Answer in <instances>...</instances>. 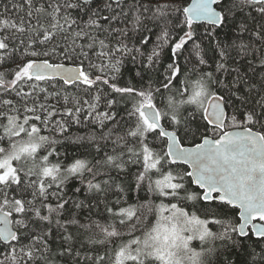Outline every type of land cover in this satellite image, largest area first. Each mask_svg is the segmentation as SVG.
I'll return each mask as SVG.
<instances>
[{
	"label": "snow or ice",
	"instance_id": "1",
	"mask_svg": "<svg viewBox=\"0 0 264 264\" xmlns=\"http://www.w3.org/2000/svg\"><path fill=\"white\" fill-rule=\"evenodd\" d=\"M12 7L22 15L0 13V264H264V72L256 80L251 64V75L227 67L233 51L258 53L264 67V0H13ZM225 29L249 39L229 43L219 38ZM137 57L141 83L120 86L125 60L135 65ZM209 60L214 71L200 67ZM232 72L228 81L216 75ZM60 81L83 95L70 96ZM84 121L100 130L88 137L96 152L110 143V153L95 164L80 157L65 164L57 146ZM111 169L147 198L129 203ZM86 174L87 190L101 196L93 206L72 201L88 207L81 223L66 207L65 185ZM186 178L202 191L189 190ZM114 187L122 195L109 201ZM186 201L194 211L181 206ZM100 204L102 219H93Z\"/></svg>",
	"mask_w": 264,
	"mask_h": 264
},
{
	"label": "trees",
	"instance_id": "2",
	"mask_svg": "<svg viewBox=\"0 0 264 264\" xmlns=\"http://www.w3.org/2000/svg\"><path fill=\"white\" fill-rule=\"evenodd\" d=\"M189 0H186V2H188ZM12 2L13 0H0V13H3L5 10H7V13L9 16H11L12 18H16L17 15H22V13L18 14L16 13V11L13 9L12 7ZM14 2H20V0H14ZM176 3H180L181 0H175ZM106 14V13H105ZM84 19H87V17H84ZM115 26H119V27H123L125 25L120 24V25H115ZM150 28H152V25L149 24L148 25ZM128 27H131V25H128ZM225 32H228L227 29H225L224 31H222L220 33V39H226L229 43H231L233 40L236 39L237 35L242 36L243 41L247 42L249 39L248 34H238V33H229L227 36H225ZM158 34V29L153 28V31L151 34H149L151 36L150 42L146 47H142V50L146 52H150L151 48L153 46V44L156 43V35ZM204 34V26H201L198 29V33H197V37L196 40L199 42L200 41V37ZM101 38H103L101 36ZM237 43H239V41H237ZM214 44V41H213ZM137 46H140L138 41H137ZM189 50L192 48V43L190 42L187 46H186ZM211 47L212 45L209 44V41L207 39H204L202 41V48L207 52L208 57H211L213 55L212 51H211ZM167 55H168V48H165L164 53L162 54V58H161V62L163 65H166L169 61L167 60ZM189 52L185 51L184 52V56H188ZM231 55L233 57H236L235 60V64H233L231 61L228 62L227 67L229 69V71H231L233 68H240L241 73L244 72H248L249 75H251V69H249L248 65L251 64L255 69H256V80H259L260 78V74L262 72H264V67H262L259 63V54H249L247 56H238L236 51H233L231 53ZM255 57V58H254ZM207 58V57H206ZM140 57H137V64H132L130 59H126L125 60V64L124 67L121 69V76L119 78V84L120 86H125V84L128 81H131L133 84L139 85L141 82L139 80L138 77H135V72L136 70L140 67L139 61H140ZM181 59V63L183 62V57L180 58ZM217 59H219V56L217 54ZM145 63H146V56L144 58ZM52 62H65V63H70L69 61H64L61 60L60 57H53L52 58ZM191 62L192 64H196L197 60L196 58L193 56L191 58ZM14 65L12 64H6L3 67L4 68H10L13 67ZM201 68H203L205 71H214L215 69V65L212 64V61L209 60V64L207 66L204 65H200ZM0 70H3V68H0ZM163 67L159 68V72L163 73ZM152 75L155 77L157 74L156 73H152ZM217 76H220L222 79L228 81V80H232L236 73L232 72L231 75H228L227 73H217ZM10 78V77H9ZM148 79V74H145V83ZM59 85L64 88L67 92V94H69L70 96H75V95H83V93H78L77 89L72 87V86H67V85H63L62 81L59 82ZM42 86H48V85H44L42 84ZM155 86H159L158 84H156ZM25 91H28L27 86L25 87ZM7 98V97H6ZM85 99H88L87 96L84 97ZM157 101L160 102V106H163V102H161V98L159 95H157ZM53 103H55V101H52ZM101 111H103V105H101L100 108ZM189 111H192V107H189L188 109ZM111 125H109L110 127ZM104 131H107V129H105ZM92 133H96L97 135H99L100 130L93 124H90L88 121H84L82 124L76 125L73 124L71 125V127L68 129V131L65 133V136L71 137V139H66L64 140L63 146H57L58 150L61 152V157L60 159L63 161V163L68 164L71 163L72 160L74 158L80 157V158H85L88 159L90 161H92L93 164H95L96 160H100L103 159L104 157V153L105 152H109L110 153V149H111V144L109 143L107 148H102V151L97 153L95 150V146H94V142L89 141L88 137L92 134ZM77 137H82L83 139L79 140L78 142H73L76 140ZM58 139H63V137H57ZM199 141V139H197L195 142ZM101 144H103V142H101ZM185 144H192L191 143V138H189V140L185 141ZM52 162L56 161L55 157H50L49 158ZM184 169L187 170L186 165L182 166ZM131 170L133 172H135L136 170V166H132ZM111 175L113 177H115L116 181L121 183V185L124 187L125 193L128 196L132 197L131 200H129V203H132L135 201V199L137 198V196L139 197L140 200H143L145 198H147L148 194L146 192H139L136 193L135 191L133 192H129L128 191V177H126L124 175V173H118L115 169H111ZM107 176H97V180H103V179H107ZM89 179H92V177L90 175H85L84 177V182L81 183L80 178L78 177H74V178H70L66 185H65V190L68 192V197H71V199L69 200V205H67L66 207L71 208V210L73 212H75L77 214V218L81 220V223H86L87 221L83 219V217L88 216L89 211H88V207L82 208V209H75L74 207H72V201L75 200L77 202L79 201H83L85 205L88 206H93L95 201L97 200V198H99L101 196L100 193H95V192H89L87 190V181ZM186 186L189 187V190H196V191H201L200 189H198L195 185L193 184H189L188 183V179L186 178L185 180ZM76 187H79L81 189L80 192L75 193L74 189ZM55 190V189H53ZM9 195H13V193L9 192ZM118 195H122L121 193H119V189H116L115 187L112 189V191L110 193L107 194L108 200L109 201H114ZM183 195V193H182ZM19 198V197H17ZM31 198V197H29ZM67 198V197H66ZM50 203H55V200L52 199L49 201ZM159 201H157L158 203ZM193 202L191 201H186L183 205L186 207V210L189 211H194L195 209L192 207ZM126 206V205H124ZM196 207H199V205H196ZM103 208L104 205L100 204L99 205V209H97L96 207H92V218L93 219H102V217L100 215H98L99 213L103 212ZM42 214H47L46 212H43ZM199 214V213H198ZM17 214H14V217ZM106 216V214H105ZM203 218V216H202ZM55 217L53 218V224H52V229L54 233L60 232L61 230L57 227V225L55 224ZM150 219H154V217H150ZM238 219V218H237ZM47 223V222H45ZM29 229L31 228H35L36 226L33 224H29ZM213 230L216 231L217 227H213ZM68 231L69 232H75V226H68ZM50 240L52 239L51 237L49 238ZM256 240L255 237H253L252 241H249V244H252L254 241ZM194 244H196V246H200V242L198 240H194L193 241ZM56 243H59V240H56ZM56 250L55 244L53 245V251ZM260 249L256 248V252L259 253ZM3 257L0 256V259H2ZM235 259V258H234ZM249 259L251 260L252 257H249ZM255 259H259V256H256ZM57 264H69L68 261L64 260V259H57Z\"/></svg>",
	"mask_w": 264,
	"mask_h": 264
},
{
	"label": "water",
	"instance_id": "3",
	"mask_svg": "<svg viewBox=\"0 0 264 264\" xmlns=\"http://www.w3.org/2000/svg\"><path fill=\"white\" fill-rule=\"evenodd\" d=\"M188 2H190V0H189ZM63 63H65V62H63ZM65 64H68V63H65ZM198 142H200V140L197 141V143H198ZM185 146H186V147H190V146H192V144H185ZM186 167H187V165H186ZM187 170H190V169L187 168ZM193 185H194V184H193ZM195 186L198 188L197 185H195ZM201 191H202V190H201Z\"/></svg>",
	"mask_w": 264,
	"mask_h": 264
},
{
	"label": "rangeland",
	"instance_id": "4",
	"mask_svg": "<svg viewBox=\"0 0 264 264\" xmlns=\"http://www.w3.org/2000/svg\"><path fill=\"white\" fill-rule=\"evenodd\" d=\"M192 246L195 247V248H197V249H199V247H200V246L197 247L196 244H194L193 241H192Z\"/></svg>",
	"mask_w": 264,
	"mask_h": 264
}]
</instances>
